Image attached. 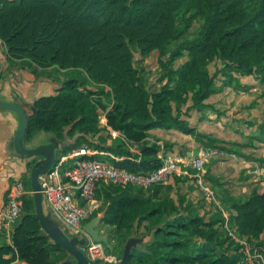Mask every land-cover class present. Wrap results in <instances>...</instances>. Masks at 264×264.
Instances as JSON below:
<instances>
[{
	"label": "trees",
	"instance_id": "1",
	"mask_svg": "<svg viewBox=\"0 0 264 264\" xmlns=\"http://www.w3.org/2000/svg\"><path fill=\"white\" fill-rule=\"evenodd\" d=\"M197 20L202 21L198 36L185 40ZM0 41L11 60H29L42 69L83 70L102 88L87 92L82 80L71 79L55 95L24 107L29 120L27 142L42 131L54 133L60 140L65 139L67 129L71 139L83 136L60 153L58 162L87 145L127 158L107 159L117 168L149 174L162 165L161 147L148 143L149 133L155 129L176 130L208 149L236 155L238 151L192 129L183 110H205V102L217 94L220 75L230 80L252 76L264 85V0H0ZM173 43L178 45L170 60L160 63L165 68L161 89L149 92L136 66L137 57L144 60L155 51L165 56ZM186 53L187 62L174 70ZM217 63L222 68L211 74V65ZM100 111L107 113L108 125L137 147L138 153L119 140L104 148L86 139L99 138L107 144ZM261 129L264 136V127ZM140 156L141 161L136 162ZM255 159L250 158L264 166V157ZM206 179L221 186L211 176ZM175 180L177 184L190 181ZM161 188L165 187L145 190L100 185L96 197L103 209L107 207L102 224L112 230V250L106 247L108 252H121L140 220L137 233L157 231L144 253L133 252L130 264H242L235 246L226 244L225 220L219 211L207 220L184 197L179 201L171 195L159 198ZM215 193L238 233L264 245V189L252 192L246 200H236L224 190ZM23 211L26 216L15 228L11 244L0 248V264H58L65 260V251L49 248L50 241L33 217V202L28 197Z\"/></svg>",
	"mask_w": 264,
	"mask_h": 264
},
{
	"label": "crops",
	"instance_id": "2",
	"mask_svg": "<svg viewBox=\"0 0 264 264\" xmlns=\"http://www.w3.org/2000/svg\"><path fill=\"white\" fill-rule=\"evenodd\" d=\"M20 62L21 61L19 60H11L8 57L7 48L0 41V86L3 89L1 92V97L5 100L16 102L17 104L24 107V102H33L34 99L38 97L52 96L61 89L64 82H62V80L58 77L54 71V68L32 71L31 65L24 64L26 61ZM235 80L242 87H247L250 89L247 92V96H244L246 93H240L239 95L227 93L225 96H221V94L213 96L206 102L207 107L205 110H187V107L184 108L183 118L190 124L192 129L204 136H208L213 140H216L218 145L228 147L235 146L236 144L238 148H241L238 152L243 157H239V160H223V158L220 157L213 159L212 162L206 167V178L207 176H211L217 181H221V186L217 187L221 190H223L222 187H224L226 191H228L227 194L230 196L232 195L231 197H233V191L235 190L233 187L231 188V186L228 184V181L234 180L238 186L244 185L246 187L248 199L252 192L264 189V182L256 181L250 175V172H253L260 164L254 160H250V158H256L255 160H257L264 157V146H262L261 154H258L259 152L256 150L261 149V146L258 143H253L249 140L247 143L243 142L245 141V137L248 138L251 135L252 131V127H250L251 123L248 120H246V124L243 123L246 127V130L240 131L241 136L235 135L234 131L238 132V130L236 126L234 125L235 127H233L232 124H238V122L248 119L249 115L250 117L253 116V110H250L246 116L239 117L235 106L242 102L241 99L250 97L252 94L257 95L256 99H258V104V102L261 101V98H264V92H262L264 90V85L252 76H235ZM217 96L223 97V99L228 104L227 108L222 107V110H220V113L223 114L221 118H216L214 116L216 112L215 109L218 108L213 101L217 98ZM225 123H230L231 125H225ZM223 126L226 127L223 128ZM18 127L19 122L13 114L0 110V211L6 203L7 194L11 185L17 181H21L25 184L28 191L27 197L32 201L33 193L29 185V172L34 165L35 160H23L15 155L13 138ZM105 133L106 132L103 131L102 136L106 138L107 144H103L99 138L93 139L96 142L100 141L102 144L101 146L107 148L108 146H112L115 143V140L112 136H108V133ZM149 134L150 138L148 139V143L157 144L161 147L159 158L166 154L171 155L180 161H184L187 158L199 156L203 150L206 149V147L196 138L176 130L166 131L162 129H155L150 131ZM94 149L100 151L101 153L112 155L110 152H104L98 148ZM126 159L127 158L124 160ZM137 160L139 162L141 161V159ZM251 169L253 170L251 171ZM173 181L167 184L168 187L173 185ZM208 183L211 185V182L208 181ZM189 184H191L190 181L186 183H180L179 186H176L175 184L172 186V188L176 191L179 190L182 193L181 197H188L190 200L200 204V211L203 215L206 214L205 217L207 220H209L214 214V206L205 199L204 195L198 189L196 192H186L184 188L185 186L188 187ZM214 190L216 192L217 189ZM218 191L219 190H217V192ZM164 193L166 196L171 195V197L176 200L174 194L168 192L167 187L161 188L157 193V196L159 198H164L166 197L163 195ZM234 196L237 198L236 194ZM238 197H240V195ZM100 226L98 227L99 231L103 235L108 234L110 241L112 238V230L106 231L104 229L105 231H102ZM146 232L147 231H145V229H142L141 232L138 233V236L143 235ZM122 235L125 236L127 234L125 231H123ZM10 244L11 237L7 236L6 234H0V248L7 247ZM114 253L118 254L116 252Z\"/></svg>",
	"mask_w": 264,
	"mask_h": 264
},
{
	"label": "built area",
	"instance_id": "3",
	"mask_svg": "<svg viewBox=\"0 0 264 264\" xmlns=\"http://www.w3.org/2000/svg\"><path fill=\"white\" fill-rule=\"evenodd\" d=\"M99 122L105 134L108 133V136L119 140L132 152L138 153L137 147L108 125L106 112L100 111ZM98 156L100 159L96 158ZM226 156L230 154L218 148L206 149L199 156L190 157L184 161L171 155H164L160 157L162 165L159 169L149 174H137L117 168L107 160L111 158L122 161L124 157L119 158L101 153L90 146H84L64 155L52 173L43 178V193L48 207L65 225L69 236L75 237L85 234V224L101 208L102 204L96 197L100 185L148 190L155 186L169 184L175 178L192 180L205 199L222 214L225 220L222 230L226 235V244L235 246L237 254L241 256V263L264 264V248L250 237L241 236L231 225L230 214L218 200L206 179V167L212 160ZM137 159H135L136 162ZM263 167L259 164L254 170L255 173L264 176ZM27 196L28 191L23 182L17 181L11 185L6 203L0 211V234L12 236L21 218L24 199ZM83 251L91 264H114L119 260L114 252H108L104 244L93 242L91 239Z\"/></svg>",
	"mask_w": 264,
	"mask_h": 264
},
{
	"label": "water",
	"instance_id": "4",
	"mask_svg": "<svg viewBox=\"0 0 264 264\" xmlns=\"http://www.w3.org/2000/svg\"><path fill=\"white\" fill-rule=\"evenodd\" d=\"M2 90L0 86V110L13 114L19 122V127L13 138L15 155L23 160H35L29 172V185L33 193V217L39 221L44 236L50 241L48 245L49 248L61 249L67 253V258L58 264H91L89 258L83 251L90 239L93 242L104 244L109 250H112L109 243V235L101 234L98 229L106 216L107 210L99 213L97 217L85 224V234L71 237L66 227L55 217L48 207L43 193V178L52 173L58 163L60 153H62L64 149L75 145L77 140L83 136L77 135L75 138L71 139L67 134L70 129H67L64 135L65 139L60 140L56 134L42 131L36 134L32 141L27 142L26 138L29 120L24 107L34 105L39 100L46 98V96L38 97L34 99L33 102H24L25 106L23 107L16 102L2 98ZM86 139L93 145H102L100 141H94L93 137H86ZM25 216L26 212L23 211L16 227L21 224ZM139 223L140 220H137L135 224L136 232L127 237L123 246L122 257L114 264H130V258L133 256V252L139 251L144 253V247L153 241L157 228L150 229L149 232L138 236Z\"/></svg>",
	"mask_w": 264,
	"mask_h": 264
},
{
	"label": "rangeland",
	"instance_id": "5",
	"mask_svg": "<svg viewBox=\"0 0 264 264\" xmlns=\"http://www.w3.org/2000/svg\"><path fill=\"white\" fill-rule=\"evenodd\" d=\"M201 27H202V21L197 20L194 23V25L186 33V35H185L186 39L185 40H192V39L196 38L198 36L200 30H201ZM177 45H178L177 43H173L170 47H168L167 54L165 56H161L160 51H155L149 57H147L144 60H141L139 56L137 57L138 61H137L136 66L140 70L141 76L143 78V83H144V85L146 86V89L149 92H158V91H160L161 83H162L161 79H162V77L165 74V68L160 63L161 62L167 63L170 60V56H171L172 52L176 49ZM187 60H188V57H187V53H186V55L183 58H181L180 60H178L174 64V66H173L174 70H177L182 64L187 62ZM15 61H17V60H15ZM25 61H26V62H24L25 65H27V64L31 65V70L32 71H40V70H42L41 67H39L38 65L32 63L31 61H29V60H25ZM217 68H222L221 63L212 64L211 65V67H210L211 74H214L216 72ZM54 71L56 72L58 77L62 80V82H65V81L71 80V79L82 80L84 82L85 89H86L87 92H90V91L91 92H98V91H100L102 89L96 83L90 81L89 78H88L87 73L85 71H83V70H70V69L65 70V69H61L59 67H55ZM249 90L250 89H248L247 87L246 88L242 87L239 83L236 82L235 79L230 80V78H227V77H224L223 75H220L217 78V94H215L213 96H216V95H219V94H221V96H225L227 93H233L235 95H239L240 93H246V94H244V96H247L248 95L247 92ZM107 91L110 94L112 92V91L110 92L109 90H107ZM262 92H264V90ZM213 96H211V97H213ZM221 96L220 97L217 96V98L213 101L216 104L217 108H218V109H215L216 112H215L214 116L216 118H221V116L223 114L220 113V110H222V107L227 108V106H228L226 101ZM256 97H257V95H253L252 94L250 97H247L248 99L247 98L241 99L242 102L235 106L236 109H237L236 112L238 113L239 117L240 116H246L250 110H253V116L250 117V115H249L248 119L242 120V121L238 122V124L233 123L232 125H233V127L236 126V128L238 130V132L234 131L235 135H240L241 136L240 131L246 130V127H245V125L243 123L246 124V120H248L251 123L250 127H252V131H251V135L248 138L245 137V141H243V142L247 143L248 140H249V141H251L253 143L254 142L258 143L261 146V149L256 150V151L259 152L258 154H261L262 146H264V136H262L263 129H261V126L264 127V98H261V101H259L258 104H257L258 99H256ZM90 98L93 99L94 97L90 96ZM96 98H98V97H96ZM206 102H205V104H206ZM247 102H249V103H247ZM252 107H254V108H252ZM238 109H239V111H238ZM225 125H231V124L230 123H225ZM225 127L226 126H223V128H225ZM224 148H226L228 150H231V151H239V149H241V148H238L236 146V144H235V146H228V147H224ZM206 149H208V148H206ZM206 149H204V150H206ZM255 149H256V147H255ZM237 153H239V152H236L235 156L230 154V156H226V157H222V158H223V160H227V159L239 160L238 159L239 156L237 155ZM252 170L253 169H251V171ZM250 175L256 181L264 182V176L257 175L255 173V171L250 172ZM173 180H171V181H173V185H170V187L172 188V186H174L175 184H176V186H179V184H177L176 180L175 179H173ZM219 182L221 183V181H219ZM190 183L191 184H189L188 187L185 186V188H184L185 191L186 192H190V193L191 192H196L197 189H198L197 185L192 180L190 181ZM228 184L231 186V188L233 187L234 190H235V191H233V194L234 195L236 194L237 198H235L234 195H233V198H235L236 200H246L247 199L248 196L246 194V187L244 185L238 186L236 184V182H234V180H232V181L229 180ZM217 186H218L217 184H213V183H211V185H210V187H211V189L213 191H214V189H217V190H219L218 191V193H219L221 190ZM163 187H168V185L167 184H166V186L163 185ZM222 189L225 192L228 193V191H226V189L224 187ZM169 193H173L174 194V196L176 198V201H179V200L183 199L181 197L182 193L179 190L176 191V190H174L172 188L171 192H169ZM163 195L166 196L165 193ZM239 195H240V197H238ZM187 200L193 204L194 208L197 210V214H201L202 216L206 215V214L203 215L202 212L200 211V209H199L200 208V204L190 200L189 198ZM228 200H229V197H227V201ZM106 208L107 207H105L103 209V204H102L100 210L103 209V211H105ZM100 228H101L102 231L104 229L106 230V228L104 227L103 224H101ZM261 247L264 248V245H261ZM115 252L118 253L116 255H118V259L120 260V258L122 257V251L120 252L119 250H117ZM19 264H25V263H19Z\"/></svg>",
	"mask_w": 264,
	"mask_h": 264
}]
</instances>
